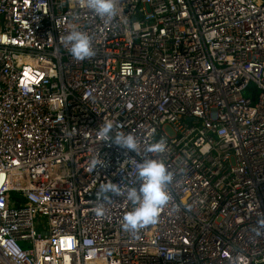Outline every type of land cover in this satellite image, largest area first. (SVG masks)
I'll return each instance as SVG.
<instances>
[{"label":"built area","instance_id":"obj_1","mask_svg":"<svg viewBox=\"0 0 264 264\" xmlns=\"http://www.w3.org/2000/svg\"><path fill=\"white\" fill-rule=\"evenodd\" d=\"M146 159L170 200L125 231ZM0 264H264V0H0Z\"/></svg>","mask_w":264,"mask_h":264},{"label":"clouds","instance_id":"obj_2","mask_svg":"<svg viewBox=\"0 0 264 264\" xmlns=\"http://www.w3.org/2000/svg\"><path fill=\"white\" fill-rule=\"evenodd\" d=\"M86 6L100 17L115 18L117 16V0H86ZM136 28L139 25H135ZM65 41L70 45L69 52L76 60H84L95 53L91 46L90 38L82 31L73 29ZM101 137L115 145L131 152L136 150V138L131 134L120 131V126L111 121L104 122L98 127ZM164 142H155L147 146L146 151L162 153L165 150ZM206 145L204 152L210 150ZM137 177L140 181L138 187L127 190V200L132 205L130 211L125 213L122 228L125 231L136 232L146 226L157 223L162 209L168 204L170 195L166 185L171 183L173 177L165 163L158 159H146L137 166ZM101 191L117 192L118 187L111 181H106ZM97 215H102L103 209H94Z\"/></svg>","mask_w":264,"mask_h":264},{"label":"rangeland","instance_id":"obj_3","mask_svg":"<svg viewBox=\"0 0 264 264\" xmlns=\"http://www.w3.org/2000/svg\"><path fill=\"white\" fill-rule=\"evenodd\" d=\"M164 129H165V131H166L167 133H170V134H171V130H170V128H169L168 126H164Z\"/></svg>","mask_w":264,"mask_h":264}]
</instances>
